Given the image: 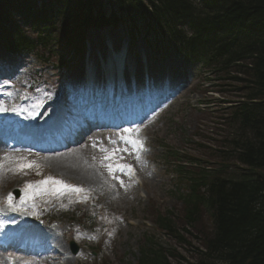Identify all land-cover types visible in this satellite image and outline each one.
I'll return each mask as SVG.
<instances>
[{
	"label": "rangeland",
	"instance_id": "374dc122",
	"mask_svg": "<svg viewBox=\"0 0 264 264\" xmlns=\"http://www.w3.org/2000/svg\"><path fill=\"white\" fill-rule=\"evenodd\" d=\"M123 35L121 29L91 33V36L111 37L117 41ZM132 52L144 55L140 46L134 47ZM12 59L8 52H1V74L10 70L14 64ZM148 60L151 62L148 64L150 70L153 67L154 70H169L170 87L179 85L178 92L171 91L166 96L164 109L153 110L140 126L142 129L131 134L136 136L142 132L147 135L152 146L147 155L151 160L149 163L145 161L144 164V159L137 157L135 149L125 141L107 139L110 135H118L111 133L91 134V138L81 145L83 164L87 165L89 171L86 172L81 166L80 173L88 174V179L82 175L79 178L62 172L58 174L38 154L10 153L5 157L0 156V204L6 202V205H10L8 196L12 193L11 205L25 217L48 222L53 228L58 226L65 233L66 242L74 240L80 247L78 259L71 264L133 263L138 256V249L148 237L155 238L165 249L175 250L187 261L193 262L203 240L211 234V222L205 214H200L193 226L186 224L185 208L178 199L179 186L182 185L176 178L173 159L166 155L169 151L179 150L183 158L194 156L202 160L203 166L218 167L219 162H223L219 152L226 150L228 138L233 134L232 123L229 126L221 116L228 112L226 106L233 104L231 101L237 100L240 92L232 84L225 87L217 81H204L199 71L186 68L177 57ZM25 64L19 60L16 67L21 70ZM142 66L139 64L140 69ZM47 69L50 72L44 70L41 73L36 92L26 90L31 94L28 95L29 100L24 102L19 100L22 95L18 99L17 94L11 93L12 88L14 85H21L22 89L30 88V84H23L21 77L14 79V73L10 74L12 81L9 84L0 82L3 84L0 87V106L7 109L0 111V114L12 115L15 119L21 118V121L28 120L37 112L41 102L57 94L54 89L58 84L53 76L55 70ZM57 74L61 76L59 72ZM32 76L33 73H30L29 77ZM160 86L159 77L155 80L154 89ZM212 90H224L226 93L221 97ZM218 96L219 99L228 100V103L215 102L211 107L202 109L201 102L205 98L212 100ZM229 162L231 166L233 161ZM121 163L135 165L137 173L131 175L125 171L123 175L110 172L115 171ZM93 173L96 177L91 180ZM80 180L90 181V184L87 183L92 186V190L86 193L64 190L66 184H81ZM53 181L62 183L56 184ZM26 185L31 187L25 190ZM16 189L20 191L18 198L14 196ZM160 214L174 215L172 217L177 227H189L191 233L183 231L182 227L176 229V234L186 238L188 243L160 230L157 223V215ZM182 257L174 258L172 263L183 264L186 261Z\"/></svg>",
	"mask_w": 264,
	"mask_h": 264
},
{
	"label": "trees",
	"instance_id": "16d2710c",
	"mask_svg": "<svg viewBox=\"0 0 264 264\" xmlns=\"http://www.w3.org/2000/svg\"><path fill=\"white\" fill-rule=\"evenodd\" d=\"M60 2L64 13L67 10L63 28L68 35L85 26L116 22L123 9L130 13L128 19L136 16L149 35H157L160 50L179 52L203 71L235 85L241 96L228 112L233 134L226 150L219 152L220 159L233 164L216 170L203 166L186 175L189 192L181 198L188 220L196 221L195 216L205 211L212 224L210 236L190 264H264V0ZM55 5L58 0H0V45L19 52L36 47L37 39L20 29L11 32L6 25L16 23L18 12L39 29L47 21L43 12ZM50 39L51 34L42 41L47 45ZM171 224L166 219L161 226L173 230ZM141 254L140 264H171L152 240Z\"/></svg>",
	"mask_w": 264,
	"mask_h": 264
},
{
	"label": "bare ground",
	"instance_id": "6f19581e",
	"mask_svg": "<svg viewBox=\"0 0 264 264\" xmlns=\"http://www.w3.org/2000/svg\"><path fill=\"white\" fill-rule=\"evenodd\" d=\"M132 23H134V25L135 24H139V23H141V20H137L136 19V20L132 21ZM111 24H114V25L120 27V29L123 32H124L125 29H127L129 26H131V25H129V23H126L124 21L109 22V23H106L105 25H111ZM119 46H120V44H119ZM104 60H109V58L108 57H105ZM117 60L119 61L118 58H117ZM127 62L128 61H126L125 63H127ZM69 80H70V83L73 86H75V87H78L79 86V83H78V81H77V79H76V77L74 75H70L69 76ZM71 93L72 92L67 91V95H71ZM72 94L74 95V93H72ZM56 110H57V108H47L44 111V113H43V119L46 116L53 114ZM86 121H88L87 118H86ZM71 148L65 149V151L62 150L59 153H55V152L49 153L47 156H44L45 163L47 165L52 166L53 169H54V171H56V172H60V173L62 172L65 175H68V176L69 175H72L73 177L75 175V176H78L79 178H80V175H82V176H84L85 179H88L89 176H86L88 174H86V173L84 174V172H81L82 174L80 173V170H81L80 167L81 166H82L83 169H86V172L89 171V168L86 167L87 165L86 164H83V162H84L83 161V155L84 154H83V152H81L82 149H80V148L71 149ZM80 162L83 165H81ZM73 166L75 168H73ZM69 170H73V172L72 171H69ZM95 177H96V175L93 173L91 175V180H94ZM87 182H90V181H87ZM23 237H24V235L21 236L19 242H21L23 240ZM48 238L52 239V241H54L56 243L55 244V247H60V244L62 242L61 243L59 242V240L56 238V235L55 234H49L48 235ZM64 252H67V251H64ZM64 252H63V254H64ZM64 264H71L70 263V260L68 259V260L64 261Z\"/></svg>",
	"mask_w": 264,
	"mask_h": 264
},
{
	"label": "snow or ice",
	"instance_id": "6c2138e0",
	"mask_svg": "<svg viewBox=\"0 0 264 264\" xmlns=\"http://www.w3.org/2000/svg\"><path fill=\"white\" fill-rule=\"evenodd\" d=\"M0 111H7V109H5L2 106H0ZM126 131H132V130L129 129V130H126ZM132 143H136V141H132ZM25 166L30 167L31 165H25ZM118 167H125V166H118ZM110 170H111V166H110ZM49 179H51V178H49ZM47 182L48 181H43L42 183H47ZM53 183L61 184L62 182H60V181H53ZM29 187H31V185H26V189L25 190H27V188H29ZM76 191H79V189H76ZM8 203H11V194H9Z\"/></svg>",
	"mask_w": 264,
	"mask_h": 264
}]
</instances>
